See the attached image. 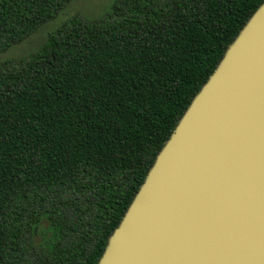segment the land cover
I'll list each match as a JSON object with an SVG mask.
<instances>
[{"label":"trees","instance_id":"obj_1","mask_svg":"<svg viewBox=\"0 0 264 264\" xmlns=\"http://www.w3.org/2000/svg\"><path fill=\"white\" fill-rule=\"evenodd\" d=\"M72 0H0V53ZM264 0H115L0 66V264H98Z\"/></svg>","mask_w":264,"mask_h":264},{"label":"water","instance_id":"obj_2","mask_svg":"<svg viewBox=\"0 0 264 264\" xmlns=\"http://www.w3.org/2000/svg\"><path fill=\"white\" fill-rule=\"evenodd\" d=\"M98 264H264V3L181 118Z\"/></svg>","mask_w":264,"mask_h":264},{"label":"rangeland","instance_id":"obj_3","mask_svg":"<svg viewBox=\"0 0 264 264\" xmlns=\"http://www.w3.org/2000/svg\"><path fill=\"white\" fill-rule=\"evenodd\" d=\"M114 3L115 0H72L57 17L41 26L29 39L0 53V66L9 61L28 59L42 49L50 34L76 16L91 21L103 18L112 11Z\"/></svg>","mask_w":264,"mask_h":264}]
</instances>
